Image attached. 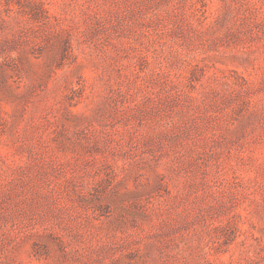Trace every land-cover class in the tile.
Here are the masks:
<instances>
[{"label": "rangeland", "instance_id": "1", "mask_svg": "<svg viewBox=\"0 0 264 264\" xmlns=\"http://www.w3.org/2000/svg\"><path fill=\"white\" fill-rule=\"evenodd\" d=\"M0 264H264V0H0Z\"/></svg>", "mask_w": 264, "mask_h": 264}]
</instances>
